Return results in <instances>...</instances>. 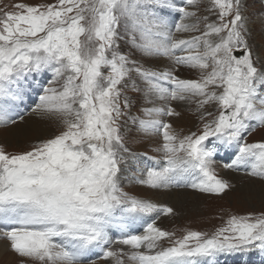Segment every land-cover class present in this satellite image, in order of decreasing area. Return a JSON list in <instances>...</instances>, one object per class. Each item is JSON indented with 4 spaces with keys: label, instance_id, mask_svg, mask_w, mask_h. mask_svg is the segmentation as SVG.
I'll return each instance as SVG.
<instances>
[{
    "label": "snow or ice",
    "instance_id": "snow-or-ice-1",
    "mask_svg": "<svg viewBox=\"0 0 264 264\" xmlns=\"http://www.w3.org/2000/svg\"><path fill=\"white\" fill-rule=\"evenodd\" d=\"M202 5L54 0L0 9V127L16 124L39 88L32 113L61 129L23 152L0 147V239L25 264H219L264 254V210L229 215L210 234L177 236L151 219L172 208L122 187L127 180L219 196L231 187L214 168L220 151L230 160L224 168L264 182V141L247 142L264 128V51L249 43L243 0ZM161 59L170 66H156ZM181 68L197 78H181ZM129 92L151 105L139 108L145 119L132 114ZM173 102L195 105L196 132L181 135L163 121L180 115ZM129 124L161 136L159 158L128 147Z\"/></svg>",
    "mask_w": 264,
    "mask_h": 264
},
{
    "label": "rangeland",
    "instance_id": "rangeland-1",
    "mask_svg": "<svg viewBox=\"0 0 264 264\" xmlns=\"http://www.w3.org/2000/svg\"><path fill=\"white\" fill-rule=\"evenodd\" d=\"M53 2L54 0H0V9L5 11L14 10L12 6L17 3L35 5ZM175 2L180 4L182 0H175ZM243 2L245 8L244 15L251 30L249 43L257 53H260L264 51V0H243ZM206 3L207 0H205V5ZM205 5L201 7L203 8ZM202 14L205 13L202 12ZM174 15L178 21V14ZM210 19H215V17L210 16ZM189 35L188 33H178L175 38H186ZM127 50V46L121 42V51L126 52ZM161 61H165L166 63L167 60L161 59ZM176 74L185 79H196L198 76L196 71L183 68L179 69ZM49 75L45 74V76L40 78L41 84L47 83ZM128 95L133 98L132 114L139 116L141 119H145L146 117L139 111V108L142 106L150 107L151 105H145L143 98L137 93L129 92ZM174 103L178 104L181 111L185 112L191 120L189 130L184 132L180 131L181 133L179 134L186 135L190 132H196L201 122L191 110L195 105L179 102ZM34 106V103L31 104V107ZM27 108L29 106L26 104L25 108L21 107L18 109V112L23 115V119L20 117L16 118V124L0 127V147L7 153L15 154L29 150L31 145L51 138L61 130L56 122L41 119L32 113L31 110H26ZM209 110L212 109L210 108ZM180 117L181 115L163 117L162 119L164 122L172 124L174 129L177 128L176 120H180ZM128 127L131 129V131L125 134L128 147L134 152L141 154V159H146L147 157L159 158V153L155 152L154 149L162 142L161 136L147 137L137 131L136 125L129 124ZM261 141H264V128H257L256 131L247 136L248 143ZM224 160H227L226 156L221 158L218 163L215 161L214 168L218 178L222 180L226 178L224 181L228 182L231 187L219 196L201 193L191 188L148 189L127 180L122 184V187L130 195L150 199L153 203L173 209L172 215H161L158 219L155 215L152 216V219H156V224L161 229L175 232L177 236L182 235L185 229L210 234L215 228L221 226L229 215H244L264 210V182L245 175L243 171H232L224 168V164L220 162ZM147 162L152 164L151 160ZM226 171L228 173L245 176L242 179V183H237L233 180V183L231 181L229 182L228 176L225 174ZM229 177L234 178L232 175ZM171 192L179 194L176 197V201L175 198L167 195ZM0 246L3 247V249L0 248V264H25L22 258L8 249L6 240L0 239ZM113 247L119 248L121 246L114 245ZM97 264H111V262L98 260Z\"/></svg>",
    "mask_w": 264,
    "mask_h": 264
},
{
    "label": "bare ground",
    "instance_id": "bare-ground-1",
    "mask_svg": "<svg viewBox=\"0 0 264 264\" xmlns=\"http://www.w3.org/2000/svg\"><path fill=\"white\" fill-rule=\"evenodd\" d=\"M155 64H156V66H158V67H162V66H170L169 65V62L168 61H166V63H165V61H161V60H159V61H156V62H154ZM182 105V104H181ZM173 107H175L176 108V110L180 113V115H181V117H180V120H176V122H177V128H174L173 130L174 131H176L177 133H181V132H184V131H186V130H189V128H190V122H191V120L189 119V117L186 115V113L185 112H182L181 111V109H180V107L178 106V104H176V103H174L173 104ZM176 118V117H175ZM181 131V132H180ZM226 176H228V180H229V182L231 181L232 183H233V181L234 182H237V183H242V179L245 177V176H242V175H238V174H233V173H228L227 171H226ZM233 176L234 178H232V177H229V176ZM226 179V178H225ZM224 179V180H225ZM233 180V181H232ZM235 184V183H234ZM168 196H171V197H173V198H175V201H176V197H178V195L179 194H177V193H175V192H171L170 194L168 193L167 194ZM4 247H6V246H4ZM0 248L1 249H3V247L2 246H0Z\"/></svg>",
    "mask_w": 264,
    "mask_h": 264
}]
</instances>
